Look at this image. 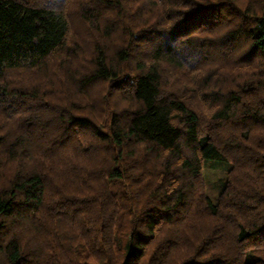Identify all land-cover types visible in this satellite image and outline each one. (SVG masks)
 <instances>
[{"label":"trees","instance_id":"16d2710c","mask_svg":"<svg viewBox=\"0 0 264 264\" xmlns=\"http://www.w3.org/2000/svg\"><path fill=\"white\" fill-rule=\"evenodd\" d=\"M0 264H264V0H0Z\"/></svg>","mask_w":264,"mask_h":264},{"label":"rangeland","instance_id":"374dc122","mask_svg":"<svg viewBox=\"0 0 264 264\" xmlns=\"http://www.w3.org/2000/svg\"><path fill=\"white\" fill-rule=\"evenodd\" d=\"M80 27V24H79ZM82 29V27H80V30ZM175 72L173 71L172 74H174ZM178 78L180 79V81L177 82V87L180 88L181 90H187L190 91L191 88L190 86L192 85V83L189 84V81L183 74L180 75V73H177ZM175 78H173L174 80ZM172 79H169L170 84H172L173 82ZM180 84H183L184 86H186V88L184 87H179ZM175 86V85H174ZM91 88H103L102 83H95ZM168 90H174L176 88H166ZM190 93V92H189ZM203 180H204V187H205V191L206 194L211 196L213 198L214 201L217 200L220 190L222 188V185L224 184V181L226 180V172L223 170H217V169H211V168H205L203 170Z\"/></svg>","mask_w":264,"mask_h":264}]
</instances>
